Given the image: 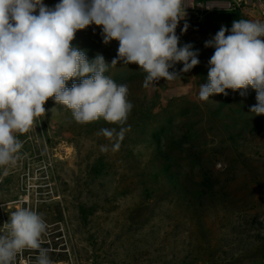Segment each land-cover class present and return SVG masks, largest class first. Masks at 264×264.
<instances>
[{
	"label": "rangeland",
	"instance_id": "1",
	"mask_svg": "<svg viewBox=\"0 0 264 264\" xmlns=\"http://www.w3.org/2000/svg\"><path fill=\"white\" fill-rule=\"evenodd\" d=\"M257 17L242 5L192 32L176 29L178 47L191 44L200 63L173 81L145 88L138 65L109 66L105 75L127 84L133 104L123 125L77 123L49 98L45 114L16 134L20 159L0 167V233L24 207L44 218L42 247L54 264H264V115L250 112L256 91L199 98L215 51L205 42L222 25L228 35L233 21ZM72 44L89 61L102 54L108 63L119 47L104 44L95 24L78 30ZM121 127L128 131L112 151L114 141L98 133ZM37 255L26 249L15 264H35Z\"/></svg>",
	"mask_w": 264,
	"mask_h": 264
},
{
	"label": "clouds",
	"instance_id": "2",
	"mask_svg": "<svg viewBox=\"0 0 264 264\" xmlns=\"http://www.w3.org/2000/svg\"><path fill=\"white\" fill-rule=\"evenodd\" d=\"M186 16L183 0H60L54 7L43 0H0V167L15 165L23 145L17 133H27L45 114L49 98L70 109L80 124L103 118L123 125L133 108L127 84L105 75L109 66L136 64L146 73L148 88L164 78H180L200 61L191 44L178 47L176 28ZM102 26L103 43L119 41L117 57L106 62L102 54L89 61L73 46L76 32ZM188 29L185 23L182 34ZM229 29L221 26L205 42L213 47L208 61V82L200 85L199 98L228 95L227 89L244 95L251 87L257 103L250 108L264 115V21L239 19ZM182 63L180 72L169 71ZM79 79V82H75ZM72 80L71 87L67 82ZM128 129L103 128L98 134L120 148ZM108 152V145H101ZM0 233V264H15L26 249L38 250L35 264H54L42 247L47 224L38 212L18 208Z\"/></svg>",
	"mask_w": 264,
	"mask_h": 264
},
{
	"label": "built area",
	"instance_id": "3",
	"mask_svg": "<svg viewBox=\"0 0 264 264\" xmlns=\"http://www.w3.org/2000/svg\"><path fill=\"white\" fill-rule=\"evenodd\" d=\"M57 1L60 2V0ZM242 5H249L256 9L261 19L264 20V0H183L186 16L179 22L176 29L181 30L187 23L186 32H192L211 13L237 11L241 9Z\"/></svg>",
	"mask_w": 264,
	"mask_h": 264
},
{
	"label": "trees",
	"instance_id": "4",
	"mask_svg": "<svg viewBox=\"0 0 264 264\" xmlns=\"http://www.w3.org/2000/svg\"><path fill=\"white\" fill-rule=\"evenodd\" d=\"M213 14H217V13H211L210 15L207 16V18L210 19L211 16H212ZM227 26H229V25H227ZM229 27H230V26H229ZM158 149L161 150L160 148H158ZM162 157H164V155H163ZM162 161H163V162H166V160H165L164 158L162 159Z\"/></svg>",
	"mask_w": 264,
	"mask_h": 264
},
{
	"label": "crops",
	"instance_id": "5",
	"mask_svg": "<svg viewBox=\"0 0 264 264\" xmlns=\"http://www.w3.org/2000/svg\"><path fill=\"white\" fill-rule=\"evenodd\" d=\"M257 20L264 21V20L261 19V17L259 16V14H258Z\"/></svg>",
	"mask_w": 264,
	"mask_h": 264
}]
</instances>
